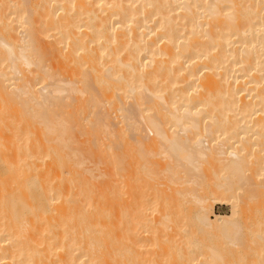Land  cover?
<instances>
[{"label":"bare ground","instance_id":"obj_1","mask_svg":"<svg viewBox=\"0 0 264 264\" xmlns=\"http://www.w3.org/2000/svg\"><path fill=\"white\" fill-rule=\"evenodd\" d=\"M155 146L216 181L168 226L117 203ZM257 178L264 198V0H0V264H201V233L238 248L210 264H264V215L238 236Z\"/></svg>","mask_w":264,"mask_h":264},{"label":"rangeland","instance_id":"obj_2","mask_svg":"<svg viewBox=\"0 0 264 264\" xmlns=\"http://www.w3.org/2000/svg\"><path fill=\"white\" fill-rule=\"evenodd\" d=\"M32 67V66H31ZM33 68V67H32ZM31 69V68H30ZM78 85V84H77ZM76 85V86H77ZM78 86H81L80 84L78 85ZM77 86V87H78ZM76 87V88H77ZM161 87H163V86H161ZM160 89H162V88H160ZM164 89V88H163ZM167 90V89H166ZM163 91V90H162ZM165 91V90H164ZM170 92L171 91H167L166 93H169L170 94ZM166 93H163V94H166ZM65 94V93H64ZM63 94V95H64ZM74 95H76V94H74ZM164 96H166V95H164ZM167 97H168V94H167ZM166 97V98H167ZM169 131V130H168ZM170 132V131H169ZM148 135L149 136H151V138H153L152 137V135L150 134V133H148ZM130 138V137H129ZM133 141L131 140V143H132ZM134 143V142H133ZM157 146H158V148L160 147L159 145H158V143L156 144ZM161 145V144H160ZM137 147H138V145H136ZM136 146H135V148H136ZM259 147V145L257 146V148ZM154 148H157L156 146L154 147ZM158 148L157 149H155V150H157L158 151ZM252 148H254V149H256V145L254 146V147H252ZM123 148H122V146L120 147V154H119V158H120V162L121 163H119L121 166H123L124 165V162H125V160L124 159H126L124 156H123V154H122V152H123V150H122ZM133 149H134V146H133ZM162 152H164V150L162 149V151H161V148H160V151H158V155H157V153H156V151H153L152 152V155L154 154V153H156V155L158 156V158L156 157V160H155V156L153 155V157L152 156H150V158L152 157V160H153V158H154V160L155 161H153V163L151 164V160H150V158L149 159H147V160H149V162H150V165L151 166H154L153 167V169H155L156 168V170H157V172H158V174H157V172L155 171L154 173H156L155 175H154V173L153 172H151V175L150 176H152V178L150 177H147V176H144V174L142 175V178L141 179H144L145 181L147 180V182H148V184L144 181V180H140V181H138L134 186H133V191H134V194L132 193L131 195H130V193L129 192H127L128 191V188H127V190H126V192H125V190H121L122 192V194H121V196H120V200H118V206L119 207H121V206H131L132 204H133V207H139L138 209H141V208H145V207H147V208H150L149 210H147L146 212H144L145 213V215H148V213H149V217H150V219H153V217H155V219L154 220H157L160 224H165V225H170V223L172 222V220H173V214H172V212H178V210L179 209H181L182 208V210H185V212H189V213H192L194 210H195V203H194V196H206V197H208V198H211V199H213L214 200V197L212 196V192H213V190H214V186H215V184H216V181L213 179V177H212V174L210 173L211 171L213 172V170L211 169L209 172H208V170L209 169H207V168H209V167H207L206 166V170H207V172H206V170L204 171L203 169L205 168V161H204V163H203V160H202V166H201V171L203 172H205L204 174L201 172L200 174H196L195 176L196 177H194V176H192V178L193 179H195L194 180V184L192 183V184H190V185H187L186 186V183L184 182V181H186L185 179L186 178H189L187 175H181V173H178V175H179V177H180V179L183 181V184H182V181L181 180H179L178 179V181H181V185H180V182H178V181H176L177 179L175 178V179H173V177H172V175H169L168 173H167V171H165L166 173H167V175H165V172L164 171H162L161 170V168H158L159 167V165H160V167H161V164H162V166H166L167 165V162H168V164L170 163L169 161H166L167 159H168V157H167V155H165L164 153H162ZM136 153H134V155H135ZM149 155H151V154H149ZM164 155L167 157L166 158V160H165V158H164ZM160 156H163V158L162 159H160L161 157ZM168 156H169V154H168ZM149 157V156H148ZM147 157V158H148ZM172 157V156H171ZM172 158H174V157H172ZM172 158L171 159H168V160H172ZM159 159V160H158ZM165 161H164V160ZM141 161H143V160H141ZM140 160H139V162H141ZM158 161V162H157ZM174 161V160H173ZM176 161V160H175ZM144 162V161H143ZM143 162H142V164H143ZM156 162V163H155ZM138 163V162H137ZM137 163L135 164L136 166H135V168H137V166L139 167V165H141V164H138L137 165ZM173 164L175 163V162H172ZM86 165H88V166H91V163L90 162H86L85 163ZM90 164V165H89ZM156 164V165H155ZM166 164V165H165ZM173 164H171V165H173ZM156 166V167H155ZM152 168V167H151ZM151 168H150V170H151ZM138 170V169H137ZM153 171V170H152ZM181 171V170H180ZM179 171V172H180ZM162 172V173H161ZM169 172V171H168ZM182 173L184 172V171H181ZM120 173H122V171H120ZM138 175L139 174H141V173H137ZM153 174V175H152ZM177 175V176H178ZM193 175V174H192ZM171 176V177H170ZM146 177V178H145ZM148 178V179H147ZM185 178V179H184ZM191 178V177H190ZM189 178V179H190ZM191 178V180H193ZM260 178H257L256 179V181H251L250 182V184L252 185V184H254V183H256L255 185H252L251 186V189H248V190H245V189H241L240 190V188L242 187V185L240 184L239 186H237L236 188H235V190H239L238 192H239V195L237 196L238 197V200H239V206H240V209H239V221H238V224H239V231H240V233L238 234V236H239V238L241 239V240H245V238H247L248 237V235L250 236V234H249V232L247 231V230H249L248 228H252V227H254V224H255V226L257 227V225H259L260 224V221L262 220L263 221V211H264V209H263V207H264V204H262V201H263V195L262 194H260V195H262V196H260V198H261V200H260V198H258V196H259V191H258V186H257V184H259L258 183V180H259ZM188 180V179H187ZM96 182H97V180H95ZM121 182V181H120ZM122 183H123V181H122ZM144 183H146V184H144ZM149 183H151V184H149ZM157 183H158V186H157ZM156 184V185H155ZM231 184H233V186H236L237 185V183L236 182H230V185ZM243 184V183H242ZM145 185H147L146 187L150 190L152 187H153V189L155 188L156 189V191L154 192V190L153 189H151L150 191H151V194L149 193V191H148V193H147V195H149V196H147V195H145V194H143L142 195V192L143 191H145V189H144V186ZM150 185V186H149ZM121 186V185H120ZM140 187V188H139ZM151 187V188H150ZM158 187V188H157ZM167 187V188H166ZM189 187V188H188ZM142 188V189H141ZM171 188V189H170ZM182 188V189H181ZM125 189V188H124ZM137 189V190H136ZM140 189V190H139ZM161 191V192H159V190ZM162 189V190H161ZM164 189V190H163ZM153 190V191H152ZM171 190V191H170ZM177 190V191H176ZM243 190V191H242ZM140 191V192H139ZM165 191L166 192H168V193H170L171 195H169L168 193H165ZM170 191V192H169ZM180 191V193L178 194V192ZM184 191V192H183ZM262 191V190H261ZM263 191H264V189H263ZM135 192H136V194H135ZM162 192H164L163 194H162ZM177 192V193H176ZM183 192V193H182ZM187 192H190L191 194H187ZM125 193V194H124ZM140 193V194H139ZM157 193H158V195H157ZM159 193L161 194V195H159ZM182 193V194H181ZM168 194V195H167ZM181 194V195H180ZM185 194V195H184ZM134 195H135V197H134ZM144 195H145V197H147V198H144ZM164 195V197L162 198V196ZM127 196V197H126ZM167 196V197H166ZM172 196V197H171ZM130 197V198H129ZM166 197V198H165ZM169 197H170V199H169ZM254 197V198H253ZM127 198V199H126ZM129 198V199H128ZM167 200V201H165V202H163V200H165V199ZM168 198V199H167ZM253 198V199H252ZM145 199V200H144ZM252 199V200H251ZM171 201V204H172V208L173 209H167L168 207H169V205H170V202L169 201ZM260 200V201H259ZM134 201V202H133ZM242 201V202H241ZM167 202H169V205H168V207L166 208V205H167ZM130 204V205H129ZM238 206V207H239ZM141 207V208H140ZM171 207V206H170ZM212 209H213V212L216 214V215H229L230 214V207H229V205H227V204H225V203H223V202H220L219 203V201H214V203H212ZM142 210V209H141ZM177 210V211H176ZM181 210V211H182ZM152 211V212H151ZM183 212V211H182ZM181 212V213H182ZM152 214V215H151ZM179 214H180V212H179ZM151 215V216H150ZM177 215H178V213H177ZM153 216V217H152ZM174 216H175V214H174ZM148 217V218H149ZM261 217V218H260ZM263 218V219H262ZM183 221H181V222H183L182 224H181V226H180V229H179V231H180V233L182 232V234L183 235H185V236H188L189 234H191V232H192V228H191V226L190 225H188L186 222H187V220H185V218L184 219H182ZM162 222V223H161ZM258 222V223H257ZM261 227L260 228H262V224L260 225ZM258 228V227H257ZM259 228V229H260ZM182 229V230H181ZM263 229H264V227H263ZM178 231H176L175 233L173 232V234H171L170 236H169V239H172L171 240V244H172V242L174 241V244H172V245H174L175 247L177 246V245H175V243L176 244H179V243H177V241L179 240V238H177L178 236H179V232L177 233ZM177 233V234H176ZM176 234V240H175V236H173V235H175ZM181 234V235H182ZM188 234V235H187ZM202 234H204V233H201V234H198V237H199V242H201V244L200 245H205L206 244V246H210L211 245V248L213 249L214 248V251L213 250H211V251H213L212 253H216L217 255H221V256H225L226 255V259L227 260H232V258H230V255L231 254H229V250H231L230 251V253L234 250L235 252L234 253H238V248L236 249L235 248V246L234 245H232V244H226V241L224 242L223 241V239L222 238H220L218 235H216V234H212V235H206L205 234V237H204V235H202ZM173 236V237H172ZM190 237H193V236H190ZM195 237L197 238V236L195 235ZM249 238V237H248ZM248 238L246 239V240H248ZM174 239V240H173ZM214 239H216V240H218V239H222V240H220L221 242H222V245L223 246H220L221 248L223 247L224 249H223V251H220V250H218L217 249V244H215V242H217V243H221V242H218V241H216V240H214ZM202 240V241H201ZM245 240V241H246ZM213 242V243H212ZM203 245V246H204ZM203 246H200L202 249H200V251H202V255L204 256H202V258H206V260H204V259H202V261H201V264L202 263H204V264H207V262H208V264H210L211 263V260L209 259V258H207L208 256H210V254H212L211 253V251H210V247L208 248V249H206L207 247L206 246H204V249H203ZM216 248H215V247ZM206 247V248H205ZM252 247H254V246H252ZM219 248V247H218ZM227 248L229 249V250H227ZM241 249V248H240ZM217 251H219V252H217ZM226 251H228V252H226ZM210 253V254H209ZM233 253V252H232ZM227 255H229V258H227ZM233 255V254H232ZM206 256V257H205ZM204 260V261H203Z\"/></svg>","mask_w":264,"mask_h":264}]
</instances>
